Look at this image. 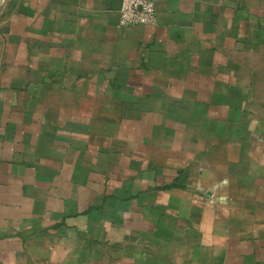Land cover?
<instances>
[{"label": "crops", "instance_id": "0c3cea01", "mask_svg": "<svg viewBox=\"0 0 264 264\" xmlns=\"http://www.w3.org/2000/svg\"><path fill=\"white\" fill-rule=\"evenodd\" d=\"M0 0V264H264V0Z\"/></svg>", "mask_w": 264, "mask_h": 264}, {"label": "built area", "instance_id": "2783aa9c", "mask_svg": "<svg viewBox=\"0 0 264 264\" xmlns=\"http://www.w3.org/2000/svg\"><path fill=\"white\" fill-rule=\"evenodd\" d=\"M120 26L156 24V4L153 0H122Z\"/></svg>", "mask_w": 264, "mask_h": 264}]
</instances>
